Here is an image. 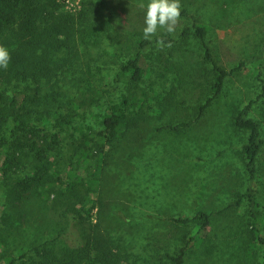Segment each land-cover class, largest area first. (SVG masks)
Returning <instances> with one entry per match:
<instances>
[{"label": "rangeland", "instance_id": "rangeland-1", "mask_svg": "<svg viewBox=\"0 0 264 264\" xmlns=\"http://www.w3.org/2000/svg\"><path fill=\"white\" fill-rule=\"evenodd\" d=\"M141 2L148 0H106L103 7L97 0H69L68 5L56 0L55 13L66 14L72 23L49 48L45 75L18 87L24 118L19 125L7 120V137L0 144V169L5 152L14 160L10 173H0V264H7L5 257L17 258L19 249L35 240L53 238L63 226L54 206L58 194L71 196L65 191L70 156L72 179L84 184L76 196L89 188L85 203L77 206L86 210L94 205L82 235L95 234V246H109L119 264H171L165 254H175L190 236L194 242L183 264L261 263L264 245L252 239L248 203L240 198L249 186L241 154L246 134L232 126L231 117L253 101L248 116L259 123L264 142V96L259 98L264 0L245 6L180 0L185 14L176 31L169 35L161 29L152 37L139 63L142 81L129 92L120 66L143 37ZM191 18L206 27L204 40L216 64L232 71L198 119L214 72L203 60ZM183 29H189L188 36H181ZM160 35L172 38L171 48H157L153 40ZM124 94L136 103L144 100L146 116L108 142L101 121L108 104ZM45 112L52 120L47 128L39 122ZM180 124L190 125L178 131L166 128ZM35 151L41 158L42 189L20 181L32 174ZM256 170L253 226L264 239V146ZM199 212L211 214L201 233L195 221H172Z\"/></svg>", "mask_w": 264, "mask_h": 264}, {"label": "trees", "instance_id": "trees-1", "mask_svg": "<svg viewBox=\"0 0 264 264\" xmlns=\"http://www.w3.org/2000/svg\"><path fill=\"white\" fill-rule=\"evenodd\" d=\"M100 7H103L106 0H97ZM56 0H0V45L5 46L11 54V62L6 70L0 69V144L7 137L6 122L12 119V122L19 125L24 118V114L20 112L18 95L20 92L18 87L24 82L32 80L36 82L45 75L48 70L49 48L54 47L55 39L64 28L68 27V23L72 20L66 14H56L58 5ZM251 0H222L214 2L212 0H202L204 6H245ZM181 11V17L184 16ZM41 24H40V23ZM191 26L193 35L201 41L203 47V60L209 63L214 72L213 82L210 87V94L204 102L198 106L197 119L201 117L206 108L210 105L215 97L221 91L225 78L232 74L218 66L213 59L211 51L205 42L206 27L200 24L196 18H191ZM189 35V29H183L181 36ZM163 38L165 43L171 42L172 38L167 35H160L153 41ZM152 43V40H144L138 37L133 44V52L125 59L120 66V74L126 77L127 89L129 92L137 89L143 78V69L140 61L144 56L145 49ZM13 83L16 89L11 90L9 85ZM36 91L33 93L36 95ZM26 94V93H24ZM264 96V85L262 93ZM131 97V94L121 95L116 102H111L107 106V114L103 115L101 124L103 127L102 137L108 142L113 141L117 134L123 130H130L137 127L138 122L146 116L144 100H138ZM254 102L250 101L240 110L236 111L231 117L232 126L236 130L245 132V142L241 146V154L245 160V170L249 181V186L245 193L240 197H245L249 207V220L252 225L251 237L253 240L264 245V239L260 237L258 231L253 226L257 219L255 210V191L251 186L256 179V163L260 155L264 142L260 136V125L258 122L248 116L249 111ZM50 114L45 112L39 117V122L45 128L52 123ZM196 119V120H197ZM190 124H180L177 126L166 127L171 131H178L180 128L188 127ZM165 128V129H166ZM3 166L0 173L4 176L6 172L12 171L14 165L13 156L8 151L4 154ZM40 153L35 151L32 155V163L34 166L30 176H26L27 182L24 180L21 184L25 187L40 188L44 184L43 177L39 165L41 158ZM31 155H29V158ZM39 161V163H37ZM75 163L69 158V178L65 185V191L71 196L60 193L55 198L54 211L62 220L63 226L56 231L53 238L45 237L40 242L35 240L32 246L25 249H19L17 258L5 257L7 264H119V256L115 255L106 244L96 245L97 237L91 232L82 235L83 230L89 225L94 205L91 204L86 210L78 208L77 205L85 203L89 195V188L86 187L84 194L76 196L77 189L83 186V181L74 178L73 170ZM4 172V173H2ZM26 183L28 185H26ZM61 208V209H58ZM84 213V216H83ZM211 214L199 212L192 218H173L176 224H187L195 221L197 232L201 233L203 229L210 223ZM90 226V225H89ZM75 228V229H72ZM91 229V228H90ZM92 230V229H91ZM70 236V238L68 237ZM194 242V236H190L183 247L173 254H165V257L171 264H183L185 261L186 251L190 244ZM264 264V252L261 256V263Z\"/></svg>", "mask_w": 264, "mask_h": 264}, {"label": "clouds", "instance_id": "clouds-1", "mask_svg": "<svg viewBox=\"0 0 264 264\" xmlns=\"http://www.w3.org/2000/svg\"><path fill=\"white\" fill-rule=\"evenodd\" d=\"M137 6L145 12V27L142 30L144 40H151L161 29L169 35L176 31L181 19L180 0H148L147 4L141 2ZM165 47L171 48L172 43L170 41L165 43L163 38L158 39L157 48L163 50ZM10 62L9 50L0 45V69L6 70Z\"/></svg>", "mask_w": 264, "mask_h": 264}, {"label": "built area", "instance_id": "built-area-1", "mask_svg": "<svg viewBox=\"0 0 264 264\" xmlns=\"http://www.w3.org/2000/svg\"><path fill=\"white\" fill-rule=\"evenodd\" d=\"M62 3H65L66 5H68L69 0H62Z\"/></svg>", "mask_w": 264, "mask_h": 264}]
</instances>
